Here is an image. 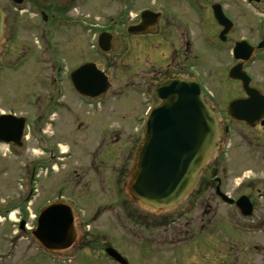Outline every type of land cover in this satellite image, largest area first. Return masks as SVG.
<instances>
[{
	"label": "flooded vegetation",
	"instance_id": "obj_1",
	"mask_svg": "<svg viewBox=\"0 0 264 264\" xmlns=\"http://www.w3.org/2000/svg\"><path fill=\"white\" fill-rule=\"evenodd\" d=\"M71 1L24 0L19 6L10 0L0 2V4H5V7L2 6L5 12V40L0 51V70L5 62L7 63L6 68L14 71L21 66L20 62L6 61L5 54H2L5 45L10 44L12 49L13 43H10V39L16 38L19 33L13 25V15L27 13L35 17L40 25L37 26L35 23L32 26L31 23L29 25L34 30L35 37L42 40L48 32L44 29L49 28L48 24H51V29L58 27V23L55 22L58 18L54 12L59 8V5H61L60 8H66ZM114 1L117 4H131L130 0ZM162 2L165 4L163 7L167 15L164 16L162 11H157L154 8H146L159 13V17L156 26L145 27L148 32L143 34L130 35L128 33L130 27L142 25L144 21L148 20L145 19L142 22L140 12L134 15L130 20L132 24L129 25H126L127 16L117 18L113 26L109 27L120 29V35L117 37L115 35L117 33L105 29L106 32L112 34V51L106 54L95 50L91 55L96 60H84L74 64L70 69L64 68L65 71H62L63 58L58 57L59 50L56 49L53 52L57 58L55 63L51 60L47 62L48 60L42 57L41 49L44 52L48 49L44 46L40 48V52L38 51V59L37 56L34 59H36L35 64L48 66L47 76L44 77L45 80L47 79V88L52 90V95L49 97L51 99L50 106L58 109L61 107L59 99L64 95L61 85L66 83L76 101L82 106L91 108L95 113L90 119L100 116L102 108L106 106L107 97L112 99L119 109L111 113H116L122 119H129V116L136 112L137 107L139 108L140 101L141 103L146 102L143 114L150 106L159 103L156 98V88L163 80L193 79L199 84L206 102L218 117L221 135L218 153L200 174L195 189L177 208V210L186 209L188 213L196 210V229L194 232L188 231L189 224L186 223L184 225L185 234L181 228L177 234L178 238L174 242L172 240L170 242H129V244L133 243L130 245L135 248V251L133 255L127 253L125 255L112 242L87 241L90 235L87 227L88 215L76 197L62 195L67 186L65 183L59 182L55 196L45 203L69 200V204L77 215L76 231L84 233L69 246L58 250L53 249V251L45 250L40 242H31L35 249H28L25 252V255L29 256L28 261L30 257H33L31 264H117L109 259L107 255L109 248L116 250L124 257L127 264H264V242H232L229 237L226 238L228 235L219 238L218 233L214 234L213 231V226L216 231L218 229V226L214 225V219L218 214H221L219 218L221 220H223V215H226V221L230 220L231 214L242 218L240 209L227 201L225 202L218 194L234 202L240 198L246 199L245 201L251 207V216L242 218L245 222L255 215H260V211L261 214H264V176H260L264 168V105L261 111L251 112L261 116L254 125L233 118H242L246 114L245 111L239 110L242 106L229 111L232 103L242 104L243 101L250 99L242 90V84L230 77L233 70L239 69L237 71H241L248 78V88L259 92L253 98L261 99L264 102V18H256L255 14L256 11H259V14L264 11V0H242L248 7H252L256 16L254 14L251 16L250 12H244L241 15L228 13L223 0H162ZM215 4L221 7L223 15L230 22L227 25L229 31L224 34H222L224 27L220 26L213 16L212 6ZM175 16L178 19H175ZM87 31L89 32V30ZM109 55H112L113 58H108ZM84 64H94L96 69L107 77L110 84L107 93L97 100L80 96L71 86V73ZM104 66H110L116 71V77L112 79L104 70ZM49 72H51L50 76ZM123 108L126 110L124 111ZM68 113L75 115L76 111L70 108ZM6 116H11L14 119L15 125L13 132L10 133L11 139L12 142L18 143L20 146L17 147L14 143L4 144L0 141V149H5L7 153L1 154L2 150H0V161L4 169L6 160L3 159L9 158L10 155L16 160L22 159L17 172L18 181H21L22 177L26 179L27 175V161L23 159L25 158L23 151H26L27 138L30 131L34 130V125L26 123L22 129L19 125L20 121L27 118L23 113H16L14 109L0 111V117ZM83 118H85L83 115L75 116L78 123L75 126L76 133L73 131L72 137L79 140H87L89 137V141L93 140L94 145L87 155L86 163H89V169L86 170L85 167H82V175H87L93 181L101 183L105 165L104 158L108 162H113L116 157L118 159L115 165L116 173L114 172L112 184H110L114 186L113 191L107 195V198L106 196L102 197L99 204L95 206L92 212L93 220L96 221L105 211L115 209L128 216V207L138 209V205L132 200H129L130 205H126V199L123 197L122 191L124 192L131 169L126 170L125 165L131 162L132 167V155L140 142V133H137L140 127L135 129L133 135L123 139L125 135L123 131L127 130L124 126L125 122L119 121L115 126L111 125L110 129L103 126L97 134L95 131L97 127L90 126V119L87 124L80 123ZM97 123L100 124V117ZM54 124L56 123L52 121L51 126ZM47 125L48 123L43 127ZM38 132L44 133L41 127ZM4 133L0 129V135L3 136ZM126 139H128L127 143ZM36 140L40 156L37 159L38 163L29 170L30 184H32L36 170L42 174L41 168L45 170L44 165L56 166L59 161L68 160L75 155L74 151H65L68 154L67 158H60L57 148L55 149L52 145L48 147L44 138L37 136ZM124 144L126 145L124 146ZM247 170L254 172L256 170L258 174L249 178L245 173ZM79 171V167L73 171L74 181L70 186H74L75 182L77 184L80 182L76 178L80 175ZM17 196L18 200L14 202L13 208H21L26 203L25 193H21V195L18 193ZM125 197L128 200L127 195ZM7 205L8 203H4L0 206V214L4 213L5 218H7L10 209L7 208L4 212V207ZM220 211H224V213ZM170 214L172 215L174 212ZM133 216L134 214L131 216L132 220H134ZM21 222L26 226L27 219L21 216L19 223ZM220 225L227 226L224 223ZM260 225L257 222L255 227H261ZM205 231V236H203L202 233ZM24 235L27 234L24 233ZM119 248L122 246L120 245ZM32 251L34 255L30 256ZM27 260L24 264H30V261L27 262Z\"/></svg>",
	"mask_w": 264,
	"mask_h": 264
},
{
	"label": "rangeland",
	"instance_id": "obj_2",
	"mask_svg": "<svg viewBox=\"0 0 264 264\" xmlns=\"http://www.w3.org/2000/svg\"><path fill=\"white\" fill-rule=\"evenodd\" d=\"M0 2H4V0H0ZM130 2L132 5L125 3L117 4L114 0H72L66 8H60L61 5H59V8L54 12L58 18L55 21L58 23V27L51 29V24H48L49 28H44L48 32L42 40L35 37L34 30L31 28L33 23L37 24V26L40 25L35 17L27 13L12 16L14 20L13 25L19 33L16 38L10 39V43H13L12 49L10 48V44H7L2 54H5L6 61L20 62L21 66L18 70L14 71L8 69V67L6 68L7 63L5 62L1 67L0 111L14 109L16 113H23L30 124L34 125V130L32 132L30 131V135L27 138L26 151H23L25 152V158L23 159L30 162V167L38 163L37 159L40 156V150L37 148V136L44 138L48 147L52 145L55 149L57 148L59 153L74 151L75 155L68 160L59 161L58 164L63 163L64 165H56L57 168L50 164L44 165V168H47L48 171L44 169L43 171L41 168L42 174L36 170V173L39 175V180H37V185L34 189H37V192H35V195L29 203L21 208H13V204L18 200L17 194L20 193L18 186L19 175L17 172L19 165L22 163V159L16 160V158L10 155L9 158L3 159L6 160L4 169L0 161V206L9 202L7 207H4V212L7 208H10L8 219L5 218L4 213L0 214V264H24L29 257L25 255V252L28 249H35V246L31 243L34 241L29 235H25L16 242V238L13 237L17 231L16 224L21 216L27 219V216L36 215L39 206L55 196V190L59 187L57 186L59 182H63L67 186L65 193L62 195L76 197L86 215H88L90 235L88 239L86 238L87 241L112 242L125 255L126 253L133 255L135 251V248L130 245L133 243L129 244V242H170L171 240L174 242L178 238L177 234L181 228L183 229V234H185L184 225L186 223L189 224L187 227L188 231L194 232L196 229V210L188 213L186 209H176L177 211L174 210V214L171 215L168 212L155 214L150 211H145V209L140 207L135 209L129 206L127 210L128 216L120 210L115 209L103 213L97 221L93 222L90 220L92 219V212L95 206L99 204L102 197L104 198L106 196L107 198V195H110L113 191L114 186L110 184H112V177L116 173L115 165L118 159L116 157L113 162H108L103 157L105 165L102 175L103 181L101 183L95 180L93 181L87 175H82V167H85L86 170L89 169V163H86V160L88 153L91 151V147L94 145V141H89V137H87V140H79L78 138L72 137V132H75V126L78 123L75 116L83 115L85 118L80 123L84 122L87 124L88 119L95 113L92 112L91 108L82 106L76 101L71 95L69 86L66 83L61 85L64 90L63 97L59 99L61 107L59 109L52 108L50 106L51 99L49 98L52 95V90L47 88V79L45 80L44 77L45 75L47 76L48 66L35 64L36 59L34 58L36 53L38 51L40 52V48L43 46L48 48L45 52L41 49L42 57L48 60L47 62L51 60L55 63L57 58L53 52L56 49L59 50L58 57L63 58L61 62L63 64L62 71L70 69L74 64L80 63L81 61L95 59L91 54L93 52L92 47H94L93 34L97 32L95 31L96 29H101L102 31L109 29L117 33L115 35L118 37L121 32L120 29L110 28L116 22L117 18L127 16L128 21L126 25H129L132 24L130 20L140 10L154 8L158 11L163 10V5H165L162 0H130ZM223 4L228 13L241 15L244 12H250L251 16L254 14L252 7H248L242 0H223ZM1 5L5 7L4 3H1ZM257 13L259 14L260 12L256 11V18H264V11L259 15ZM163 14L164 16L167 15L166 13ZM174 18L178 19L177 16ZM62 21H66L69 25L63 27L61 25ZM30 23L31 26L29 25ZM50 30L52 31L49 32ZM161 30L163 29L161 28ZM48 34H51V37ZM1 47L3 48V46ZM108 58H113V56L109 55ZM104 70L108 72L112 79L117 75V72L111 69L110 66H104ZM145 106L146 102L143 101L141 103L140 101L139 108L137 107L136 112L131 114L129 119H122L116 113H111L119 109L116 103L107 97L106 106L102 108L99 114L100 116H97L95 119H90L89 123L91 127H97L95 131L99 134L103 126L104 128L110 129L111 125L115 126L119 121L121 123L125 122L124 126L127 128L126 132L123 131L125 134L123 139H125V137L127 138L129 135L135 133V129L139 126V120L144 115L143 110ZM70 108L76 111L75 115L68 113ZM123 110L125 111L126 108H123ZM55 111L57 112L55 113ZM99 117L100 124L97 123ZM52 121L56 124L51 126ZM47 123L48 125L43 127ZM39 127H41L44 133L38 132ZM127 141L128 139H126V143ZM123 148L125 149V147ZM0 150H2L1 154L6 153L5 149ZM130 163L125 165L126 170L131 168ZM50 167L51 169H56L53 174L52 170L48 169ZM78 167L80 168V175L76 176V178L80 182L78 184L75 182L73 183L74 186H70L71 182L74 181V174L72 173ZM245 173L249 178L258 174L256 170L255 172L247 170ZM260 176H264V168ZM28 179L25 184L27 193L30 189ZM23 190L22 186L21 191ZM122 193L126 199V205H130L131 203L125 197V192L122 191ZM220 212L224 213V211ZM261 213L260 211V215H255L246 222L235 214L230 215L229 221H226V215H223V220H221L219 219L221 214H218L214 219V225L218 226L217 231L215 226H213L214 234L218 233L219 238H224L228 235L226 238L229 237L232 242H264V214ZM133 214L134 220L131 217ZM257 222L261 224V227H255ZM223 223L227 226L220 225ZM249 225L251 226L249 227ZM28 228H33V222L30 220L28 221ZM232 228L234 229L232 230ZM83 233L82 231H77L78 239L82 237ZM205 233L206 231L202 235L205 236ZM17 234H19L18 231ZM120 245L122 248H119ZM14 246H16L15 249ZM12 248L13 253H11ZM33 255L34 252L32 251L30 256ZM31 259L33 257L29 259L30 264L32 263ZM29 261L27 260V262Z\"/></svg>",
	"mask_w": 264,
	"mask_h": 264
},
{
	"label": "water",
	"instance_id": "obj_3",
	"mask_svg": "<svg viewBox=\"0 0 264 264\" xmlns=\"http://www.w3.org/2000/svg\"><path fill=\"white\" fill-rule=\"evenodd\" d=\"M13 1L20 4L22 0ZM212 10L217 23L224 27L222 34L228 32L227 25L230 22L224 17L220 6L213 5ZM141 18L142 22L148 20L130 28L131 34L148 31L145 27L155 25L158 15L143 12ZM3 36L4 13L0 9V44ZM110 42L109 34H101L99 48L103 52L111 51ZM237 70H233L230 75L241 82L244 93L250 99L242 104L232 103L229 111L242 106L239 110L246 114L242 118H233L254 125L261 116L251 112L261 111L264 102L253 98L259 92L249 89L248 78ZM71 83L79 94L93 99L104 95L109 88L107 78L92 64L83 65L74 71ZM156 95L161 103L150 110L145 120L143 138L134 157L127 191L141 208L154 213H166L184 201L195 187L201 171L215 156L219 148L220 129L217 115L206 103L195 81L166 79L159 84ZM25 123V120L20 121L22 129ZM14 125L13 117H0V129L5 132L3 136L0 135V141L19 147L20 144L11 139ZM245 200L240 199L235 205L244 217H249L251 207ZM74 221L75 215L68 205L51 203L40 211L31 237L41 242L45 249L65 248L75 242ZM22 226L23 223L20 228ZM107 254L119 264H126L114 250L108 249Z\"/></svg>",
	"mask_w": 264,
	"mask_h": 264
}]
</instances>
